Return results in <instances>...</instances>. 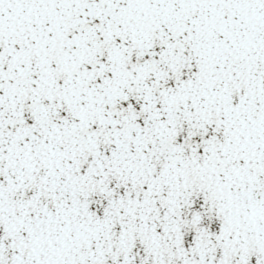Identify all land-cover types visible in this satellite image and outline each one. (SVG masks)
Here are the masks:
<instances>
[{"label":"snow or ice","instance_id":"6c2138e0","mask_svg":"<svg viewBox=\"0 0 264 264\" xmlns=\"http://www.w3.org/2000/svg\"><path fill=\"white\" fill-rule=\"evenodd\" d=\"M0 264H264V0H0Z\"/></svg>","mask_w":264,"mask_h":264}]
</instances>
